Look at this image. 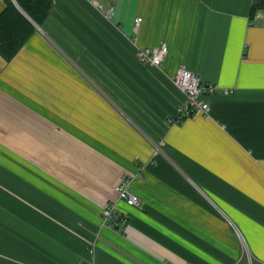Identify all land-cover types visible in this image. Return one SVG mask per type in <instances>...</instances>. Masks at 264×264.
I'll use <instances>...</instances> for the list:
<instances>
[{
	"label": "crops",
	"instance_id": "1",
	"mask_svg": "<svg viewBox=\"0 0 264 264\" xmlns=\"http://www.w3.org/2000/svg\"><path fill=\"white\" fill-rule=\"evenodd\" d=\"M103 1L53 0L0 52V264H264V9ZM180 64L218 86L210 114L175 120Z\"/></svg>",
	"mask_w": 264,
	"mask_h": 264
},
{
	"label": "built area",
	"instance_id": "2",
	"mask_svg": "<svg viewBox=\"0 0 264 264\" xmlns=\"http://www.w3.org/2000/svg\"><path fill=\"white\" fill-rule=\"evenodd\" d=\"M94 5L106 18L114 17L116 8L113 5H107L103 0H88ZM142 21V17L136 18V23ZM169 52L168 44L163 42L154 47H139L137 57L140 61L151 65L160 66L165 60ZM174 84L185 94L186 99L181 105L176 121H182L187 116L193 113L210 114L211 104L206 100L205 95L214 93L218 90V86L214 84L204 83L202 75L191 69H188L184 64H180L172 76ZM138 175L142 176L143 171L140 170ZM129 177H125L118 185L117 191L120 196L129 204L135 205L140 202L139 196L131 189ZM116 206L105 210V219L118 222L125 217H121ZM242 236V235H241ZM250 256V264H254L252 255ZM262 264V263H261Z\"/></svg>",
	"mask_w": 264,
	"mask_h": 264
},
{
	"label": "trees",
	"instance_id": "3",
	"mask_svg": "<svg viewBox=\"0 0 264 264\" xmlns=\"http://www.w3.org/2000/svg\"><path fill=\"white\" fill-rule=\"evenodd\" d=\"M52 3L53 0H8L6 9L0 12V52L7 59L12 58L34 33L33 22L40 25L45 22ZM258 9H264V0L254 1L253 15Z\"/></svg>",
	"mask_w": 264,
	"mask_h": 264
}]
</instances>
